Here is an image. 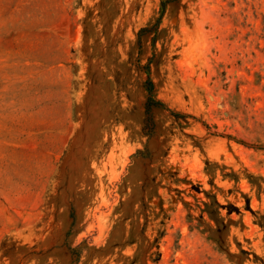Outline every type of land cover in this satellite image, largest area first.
<instances>
[{"label": "rangeland", "instance_id": "374dc122", "mask_svg": "<svg viewBox=\"0 0 264 264\" xmlns=\"http://www.w3.org/2000/svg\"><path fill=\"white\" fill-rule=\"evenodd\" d=\"M0 264H264V0H0Z\"/></svg>", "mask_w": 264, "mask_h": 264}, {"label": "trees", "instance_id": "16d2710c", "mask_svg": "<svg viewBox=\"0 0 264 264\" xmlns=\"http://www.w3.org/2000/svg\"><path fill=\"white\" fill-rule=\"evenodd\" d=\"M151 28H141L140 31H150ZM146 84H147V90L149 92L147 100L145 102V119H144V126H143V130L146 134L150 135L153 131L154 128V121H153V115H152V111L155 108H163L164 104L159 101L156 100L150 93L152 91V82L149 80V78H147L146 80ZM175 116H178V114H174Z\"/></svg>", "mask_w": 264, "mask_h": 264}]
</instances>
